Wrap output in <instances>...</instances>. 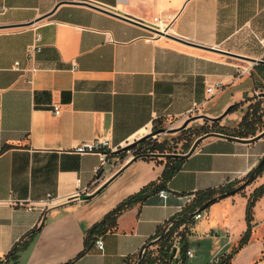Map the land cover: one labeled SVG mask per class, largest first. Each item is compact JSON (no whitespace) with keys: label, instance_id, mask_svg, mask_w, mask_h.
I'll list each match as a JSON object with an SVG mask.
<instances>
[{"label":"crops","instance_id":"obj_1","mask_svg":"<svg viewBox=\"0 0 264 264\" xmlns=\"http://www.w3.org/2000/svg\"><path fill=\"white\" fill-rule=\"evenodd\" d=\"M62 1L0 0V256L23 245L18 264L75 260L85 250L88 231L125 199L159 182L164 171L165 164L147 158L120 165L114 153L97 176L99 158L79 155L76 147L105 138L119 150L156 123L189 117L231 130L248 106L245 100L264 94V65L249 62L264 54V0ZM85 3L156 29L165 23L167 36ZM38 19L43 47L27 84L14 65L29 64L35 32L25 25ZM239 68L250 73L237 79ZM215 83L222 89L209 97L206 88ZM236 104L241 106L234 126L216 120ZM55 106L61 107L58 117ZM211 134L217 136L181 159L165 188L123 212L117 229L98 237L102 252L94 238L73 264H132L201 193L241 186L264 156V137L240 142ZM263 184L264 172L201 212L186 234L187 250L196 255L204 245L206 264L217 253L222 264L247 231L248 199ZM77 189L89 193L84 202L28 210ZM163 190L166 199L159 195ZM257 262H264V197L253 210L249 243L229 264Z\"/></svg>","mask_w":264,"mask_h":264},{"label":"trees","instance_id":"obj_2","mask_svg":"<svg viewBox=\"0 0 264 264\" xmlns=\"http://www.w3.org/2000/svg\"><path fill=\"white\" fill-rule=\"evenodd\" d=\"M245 102L248 103V106L244 111L240 122L234 129L227 130L225 128L220 127L218 123L214 122L210 126L209 130L206 127L201 128L202 135L209 133H219L237 139L248 140L253 139L259 134H261L264 131V101L262 98L253 97L247 98ZM240 106L241 104H236L230 107L229 113L237 110ZM132 149H136L137 152L136 157L134 159H137L139 156H142L144 154L145 158L154 160L155 156L153 155H164L166 153L164 144L157 143L156 141H145ZM189 149L190 145L187 146V151H189ZM181 162L182 161L178 159H166L165 163H163V161L158 162L159 164H165L164 171L159 182L150 183L135 195L128 197L123 202H121L115 209L105 215V217L100 222L96 223L87 233V236L85 238V250L80 253L76 259L82 257L87 252L89 242L92 239L115 231L117 229V220L123 212H125L134 205L143 204L153 193L165 188L169 180L180 169ZM263 171L264 166H262L258 170L254 180L259 177ZM253 172L254 170L247 175L243 182H246L251 177ZM234 189V185H229L218 190H209L201 193L195 203L183 209V211L171 221L172 227L170 228L169 232L166 233V235L162 236L163 230H161L155 236V238H158V241L155 244H158L159 242L161 243L157 251L158 255L160 256V259H156V257H151L150 254L152 253H149L148 255L142 258L140 264H155V262H159V264H162V262L163 264H168L170 261V253L173 249L172 242L174 236L179 235L181 241L185 242V235L188 233V229H190L194 225V217L196 214H198L201 208L213 198L228 193ZM262 197H264V184L257 188L249 197L245 211L247 231L240 239L238 246L230 253V255L222 259V264H229L233 256L249 243L252 233L253 210L256 206V203ZM23 248V245H20L18 247L15 246L7 255L6 264H18L19 254L23 250ZM185 252V248L183 247L180 250V253L183 255ZM75 260L67 264H73Z\"/></svg>","mask_w":264,"mask_h":264},{"label":"built area","instance_id":"obj_3","mask_svg":"<svg viewBox=\"0 0 264 264\" xmlns=\"http://www.w3.org/2000/svg\"><path fill=\"white\" fill-rule=\"evenodd\" d=\"M3 9H0L2 11ZM32 30L35 32L34 40L31 45L28 46L27 48V59L29 64L25 68H20L19 63H16L14 65V69L18 72H20L21 77H24L26 79L27 84L32 83V75L34 72L37 70V66L35 65L36 58L38 54L42 50V37L38 32V29L41 27L40 22L34 23L31 25ZM165 33V32H164ZM263 47L264 44L262 43ZM260 61H264V54L259 59ZM250 73V69H237V74L236 78L240 79L244 77L245 75ZM222 89V84L221 83H215L212 85L207 86L206 88V93L209 97H214L217 95V93ZM53 114L58 117L61 115V107L60 106H55L53 108ZM149 133H151L149 131ZM148 134V133H147ZM145 134V135H147ZM144 135V136H145ZM143 137V136H142ZM157 136H152L150 139L146 141H155ZM117 149L113 148L110 141L105 138H98L93 140L92 142L89 143H83L76 147L74 150L77 154L79 155H87V154H92L96 155L99 158V165L95 169V175H100L103 173L105 168H107L110 164V159L112 155L115 153ZM149 154V153H148ZM145 158L144 154L142 156H139L137 159H142ZM132 158L131 160H133ZM89 193H85L84 191L81 192L79 189H77L72 195L65 197L62 200H52L48 199L42 203H39L35 207H28V210H33V209H39L42 212L46 211L47 209H50L52 207L64 204V203H70V202H84L85 198L88 197ZM159 195L161 198L166 199L168 197V193L166 191H160ZM201 213L196 214L194 217V221H197L201 218ZM172 224H168L165 229V233H168L169 229L171 228ZM95 247L99 251H103L104 249V244L101 238H97L95 241ZM148 248L149 247H144L141 251L142 257L146 256L148 253ZM185 257L189 260H192L195 258V252L192 250H187L185 252ZM221 261L220 254L217 253L214 255L212 260L210 261V264H219ZM170 262V261H169ZM7 263V257H2L0 256V264H6ZM155 264H159V262H155ZM255 264H264V262H257Z\"/></svg>","mask_w":264,"mask_h":264},{"label":"rangeland","instance_id":"obj_4","mask_svg":"<svg viewBox=\"0 0 264 264\" xmlns=\"http://www.w3.org/2000/svg\"><path fill=\"white\" fill-rule=\"evenodd\" d=\"M164 26H166L165 23H161L158 26L159 28H157V29L161 32H165ZM262 99L264 101V98H262ZM239 108L237 110L229 113L225 117L224 123L226 125L232 127L236 124L237 116H239V113H238ZM202 127H206L209 130L210 123H207L206 121H204L202 117H200V118L189 117L186 120H183L179 123H171V122L156 123L150 132H155V131H160V130L165 131V132L159 134L155 140L157 143L164 144L165 149H166V153L164 155H167V154H169V155L170 154L171 155H185L189 152V151H187L188 145H190V148H191L196 140L207 135V134L202 135V131H201ZM227 130H230V129L227 128ZM209 134H211V133H209ZM133 142H135V141H133ZM136 153H137L136 149L135 150L130 149L129 151L122 153L119 156L120 157V162H119L120 165H123L126 162H128L129 160H131L132 158H135ZM155 155H158V154H155ZM165 160H166L165 158L156 156L153 161L158 163L160 161L164 162ZM235 188H237V187H235ZM165 229H166V227H165ZM165 229H163L162 236L166 235ZM157 239L158 238H156V240ZM185 239H186V235H185ZM155 243L156 242H153V244L151 246H149L147 253L148 254L152 253V254H150L151 257H156V259H160V256L158 255L157 251H158L161 243L160 242L158 244H155ZM172 245H173V247H177L179 249V252L183 247L185 248V251H187V247L184 244V242L181 241V238L179 235L174 236ZM200 247L202 250L199 249V251L195 255L194 259H192V260H189L187 258L184 259V254L182 255L179 253L180 254L179 258L176 257L173 261L169 262L168 264H206L207 258L209 256L207 248L204 245H201ZM137 262H138V259H136L132 264H137ZM162 264H163V262H162Z\"/></svg>","mask_w":264,"mask_h":264},{"label":"water","instance_id":"obj_5","mask_svg":"<svg viewBox=\"0 0 264 264\" xmlns=\"http://www.w3.org/2000/svg\"><path fill=\"white\" fill-rule=\"evenodd\" d=\"M70 2H72V1H69V0H64V1H62V3H70ZM75 2H78V1H75ZM85 4H86L87 6H91V7L95 8V9H97V10H99V11L105 12V13H107V14H109V15H112V16H115V17H118V18H120V19H123V20L129 21V22H133V23H136V24H140V25L144 26L146 29H148L149 31H151L152 33H154L155 35H158V36H167L166 32H165V33H164V32H161V31H159L158 29H156V28H154V27H152V26L145 25V24H143V23H139V22H137V21H134L133 19H129V18H127V17H125V16H122V15H120V14H118V13H115L114 11H110V10H108V9H103V8L98 7V6L91 5V4H89V3H85ZM42 20H43V19H38L36 22H40V21H42ZM31 25H32V24H30V25H25V27H28V26H31ZM171 38L180 41L179 39H176V38H174V37H171ZM180 42H183V41H180ZM206 50L213 51V52H215V53H219V54H223V55H227V53H224V52H222V51L215 50V49H206ZM249 62H251V63H253V64L264 65V61L262 62V61H260V60H249ZM262 96H263V98H264V94H262ZM229 109H230V108H228V109H227V110H226V111H225V112H224V113H223L218 119H216V120H221V119L225 118V117L229 114ZM202 118H204V117H202ZM214 121H215V120H214ZM163 132H165V131H164V130H160V131H155V132L148 133L147 135H145V136L139 138L138 140H136L135 142H132V143H130L129 145H127V146H125V147H122L121 149L115 151V154H116V155H120V154H122V153H124V152H127V151H129L130 149L134 148L135 146H137V145H139V144L145 142L146 140L150 139L152 136H158L159 134H161V133H163ZM213 136H217V135H216V134H207V135H205V136L199 138L198 140H196V141L194 142V144L192 145V147L190 148L189 152H188L186 155H171V154L169 155V154H167V155H153V156H155V157H156V156H157V157H162V158H165V159H178V160H181V159H184V158H185L186 156H188L189 154L193 153V152L197 149L198 145L200 144V142H201L202 140H204V139H206V138H208V137H213ZM262 137H264V131H263L260 135H258L257 137H255V138H253V139H248V140L237 139V140L240 141V142H253V141H256V140H258V139H261ZM133 160H135V159H133ZM262 166H264V156H263V158L261 159V161L259 162V164L256 166V168L254 169V172H253V174L251 175V177H250L246 182H244L241 186L235 188L234 190H232V191H230V192H228V193H225V194H223V195H219V196L213 198L212 200L208 201V202H207V203L201 208V210L198 212V214L201 213V212H203V211H205V210H207L212 204L216 203L217 201L222 200V199H225V198H227V197L234 196V195L238 194L239 192H241L242 190H244L248 185H250V183H252V181H254V178H255V176H256V173L258 172V170H259ZM86 198H87V197H86ZM86 198H85V200H86ZM157 241H158V239L155 240L154 242H157ZM152 244H153V243H152ZM152 244L147 245L146 247H149V246H151ZM177 252H178V248H177V247H173V249H172V251H171V253H170V262L173 261V259L175 258ZM142 258H143V257H142V255H141V253H140L137 264H140V263H141Z\"/></svg>","mask_w":264,"mask_h":264},{"label":"bare ground","instance_id":"obj_6","mask_svg":"<svg viewBox=\"0 0 264 264\" xmlns=\"http://www.w3.org/2000/svg\"><path fill=\"white\" fill-rule=\"evenodd\" d=\"M164 29H166L165 27H164ZM165 31V30H164Z\"/></svg>","mask_w":264,"mask_h":264}]
</instances>
